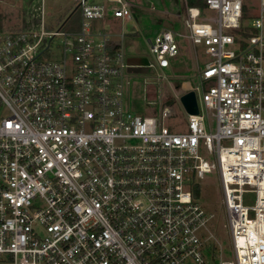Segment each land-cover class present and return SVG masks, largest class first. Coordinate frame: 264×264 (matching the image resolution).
<instances>
[{"label":"built area","instance_id":"2783aa9c","mask_svg":"<svg viewBox=\"0 0 264 264\" xmlns=\"http://www.w3.org/2000/svg\"><path fill=\"white\" fill-rule=\"evenodd\" d=\"M190 1L188 34L147 40L161 70L180 53L176 35L210 58L189 90L199 113L176 97L185 132L164 123L172 107L147 116L125 103L131 65L96 22L133 17L128 0H78L56 32L43 9L41 31L0 28V264L215 263L214 215L195 193L213 170L234 252L220 264H264V0ZM208 10L215 25L197 21Z\"/></svg>","mask_w":264,"mask_h":264},{"label":"rangeland","instance_id":"374dc122","mask_svg":"<svg viewBox=\"0 0 264 264\" xmlns=\"http://www.w3.org/2000/svg\"><path fill=\"white\" fill-rule=\"evenodd\" d=\"M128 3L133 14L130 19L112 17L111 20L96 22L98 29L111 33V38L121 44L128 63L133 57H147L153 63V66L131 65L126 69L128 85H126L125 103L132 111L147 116L160 117L162 108L172 107L174 116L164 119V123L176 132H185L186 122L183 120L182 108L176 97L196 89L200 83L199 74L205 69L210 58L205 52L204 45H194L188 38L177 36L188 34L185 24L187 7L184 0H128ZM77 4L78 0H0L2 27L5 30H17L32 25L35 30L41 31L43 9L46 30L60 31L61 25ZM213 14L215 11L208 10L197 21L212 22L215 25L211 19ZM250 15H253L254 19L258 16V12L252 10L248 13L249 18ZM248 21L251 22V19ZM162 29H169L177 34L176 41L180 46V54L169 57L170 65L161 70L155 64L147 40L153 39ZM123 32L125 36L121 37ZM61 39V36H56L52 40L51 50L52 54H55L51 56L53 59H58V55L62 52ZM228 48L238 50L237 44ZM47 55L45 53V56ZM211 119L213 123V116ZM212 129L215 130V123L212 124ZM199 154L210 163L214 162L213 156L206 149L202 148ZM196 181L199 187L198 201L214 215L211 229L216 237L217 258L212 264H220L222 260H232L234 252L219 174L213 170L211 173H206L202 179L196 178ZM255 198V193H246L244 203L252 207L255 205ZM249 216L253 218L254 211L250 210Z\"/></svg>","mask_w":264,"mask_h":264},{"label":"water","instance_id":"95a60500","mask_svg":"<svg viewBox=\"0 0 264 264\" xmlns=\"http://www.w3.org/2000/svg\"><path fill=\"white\" fill-rule=\"evenodd\" d=\"M129 64L132 66H149V59L146 57H133L129 59ZM180 101L190 114H198L199 107L194 91H189L180 96Z\"/></svg>","mask_w":264,"mask_h":264},{"label":"trees","instance_id":"16d2710c","mask_svg":"<svg viewBox=\"0 0 264 264\" xmlns=\"http://www.w3.org/2000/svg\"><path fill=\"white\" fill-rule=\"evenodd\" d=\"M189 4L191 6H200L201 8H203V10L205 9L204 2L199 1V0H191L189 2ZM79 19H80V14H79V12H77V13H75L74 15H72L70 17L69 21L64 24L63 28L66 29V30H74V29H77L79 27V24H78ZM31 26H29V27H31ZM0 28H3L2 27V18H1V16H0ZM24 29H27V27L24 28ZM195 193L196 194H199V187H196Z\"/></svg>","mask_w":264,"mask_h":264},{"label":"crops","instance_id":"0c3cea01","mask_svg":"<svg viewBox=\"0 0 264 264\" xmlns=\"http://www.w3.org/2000/svg\"><path fill=\"white\" fill-rule=\"evenodd\" d=\"M109 20H111V19H109ZM113 42H114V44H115L114 47H119V46L122 47L121 44H120L119 42H117L116 40L113 39ZM179 54H180V53H179ZM146 58H147V57H146ZM188 92H189V91H188ZM186 93H187V92H186Z\"/></svg>","mask_w":264,"mask_h":264},{"label":"flooded vegetation","instance_id":"af4514ba","mask_svg":"<svg viewBox=\"0 0 264 264\" xmlns=\"http://www.w3.org/2000/svg\"><path fill=\"white\" fill-rule=\"evenodd\" d=\"M150 62V61H149Z\"/></svg>","mask_w":264,"mask_h":264}]
</instances>
